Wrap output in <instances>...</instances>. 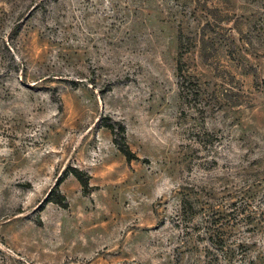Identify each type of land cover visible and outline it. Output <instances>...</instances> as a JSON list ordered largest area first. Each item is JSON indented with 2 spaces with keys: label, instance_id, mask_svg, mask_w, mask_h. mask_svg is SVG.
<instances>
[{
  "label": "rangeland",
  "instance_id": "1",
  "mask_svg": "<svg viewBox=\"0 0 264 264\" xmlns=\"http://www.w3.org/2000/svg\"><path fill=\"white\" fill-rule=\"evenodd\" d=\"M0 264H264V0H0Z\"/></svg>",
  "mask_w": 264,
  "mask_h": 264
},
{
  "label": "trees",
  "instance_id": "2",
  "mask_svg": "<svg viewBox=\"0 0 264 264\" xmlns=\"http://www.w3.org/2000/svg\"><path fill=\"white\" fill-rule=\"evenodd\" d=\"M103 126L107 127L112 135L115 136L116 134V129L112 124H104ZM119 132L121 133V141H117L115 138H113V142L115 143L117 149L119 150L120 153H122L126 160H131L134 158L133 153L130 151L128 145L125 143L124 140V134H125V129L124 126L120 125L119 127ZM71 173L82 185L84 191H86V188L88 186V181H87V176L82 173L80 170L76 169V168H72L71 170H63L61 176H58L54 186L50 189L49 193L47 194V196L45 197V199L43 200V202H54L57 205L61 206V207H66V199L64 197V195L60 192L59 190V184L62 181V178L68 174ZM53 195H55V197H53Z\"/></svg>",
  "mask_w": 264,
  "mask_h": 264
}]
</instances>
